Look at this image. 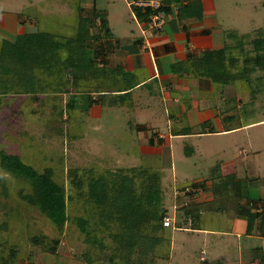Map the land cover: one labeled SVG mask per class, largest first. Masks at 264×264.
I'll return each instance as SVG.
<instances>
[{"label":"crops","instance_id":"obj_1","mask_svg":"<svg viewBox=\"0 0 264 264\" xmlns=\"http://www.w3.org/2000/svg\"><path fill=\"white\" fill-rule=\"evenodd\" d=\"M225 1L161 0L168 9L161 31H145V20L129 0L66 1L70 12L84 8L107 20L109 35L101 33L85 52L92 58L97 51L100 75L95 82L105 86L99 91L106 94L88 106L75 97L83 92L68 90L60 93L67 97L60 106L66 111L82 108L83 122H101L107 107L124 109L128 139L141 162L132 166L162 172V183L169 187L165 205L171 225L165 228L167 252L154 264H264V115L237 116L235 108L249 111L256 97L251 100L249 91L241 101L228 103L232 85L222 87L200 76L194 66L202 51L229 43L228 33L264 28L254 22L248 25L253 29L241 32L223 26ZM253 2L264 5V0ZM24 12L0 8V44L38 30ZM90 28L98 32L99 20ZM252 128L257 129L253 134ZM187 204L193 212L185 215ZM35 251L34 264H88L77 259L79 252L74 256L58 247Z\"/></svg>","mask_w":264,"mask_h":264},{"label":"trees","instance_id":"obj_2","mask_svg":"<svg viewBox=\"0 0 264 264\" xmlns=\"http://www.w3.org/2000/svg\"><path fill=\"white\" fill-rule=\"evenodd\" d=\"M135 10L141 20H147L149 9ZM162 10L168 12L163 2ZM21 15H27L28 22L39 26L36 19L39 13L29 15L24 12ZM96 19L99 20V28L94 33L90 27ZM101 33L109 35L106 18L99 12L91 13L90 10L78 8L71 34L39 27L35 33L20 35L12 42L2 41L0 106L1 99L10 94L34 95L32 98L35 100L39 93L60 94L73 89L83 92V96L75 97L83 99L88 106L103 99L106 93L104 89L101 90L103 92L99 91L101 85L95 82L100 75L95 65L97 51L92 58H87L85 53L93 42L99 41ZM228 36H238V42L231 45L226 43L220 49L202 51L197 55L194 66L200 76L222 87L233 85L239 79L248 87L251 98L252 74L256 70H264V28L241 34L234 31ZM247 44L251 47L247 48ZM233 47L237 48L236 52ZM67 74L71 77L68 78ZM104 75L108 77V72ZM256 78L260 81L258 91L253 93L255 97L264 91L261 84L264 78ZM94 94L97 95L95 98ZM219 94L224 97V89H220ZM225 98L228 103L235 100L229 96ZM78 108L63 109L64 114L74 117L82 110ZM60 120L62 117H59ZM0 167L3 174L11 175L16 182L28 186L29 189L17 190L18 198L38 210L59 230L73 218L68 212L65 187L54 179L50 166L36 170L20 155L0 149ZM73 170L71 172H75ZM74 177L72 182L79 189L77 197L82 199V207L84 203L90 207L89 214L84 208L82 214L85 215L76 216L71 221L77 224L85 244L82 252L77 254L78 260L88 264H154L156 258L165 255L169 239L162 222L168 209L160 170L140 165L109 169L98 174L91 171L85 175V179ZM10 184L5 177H0V197L5 200L12 198ZM194 187L200 186L196 183ZM77 200L70 197V203L75 204ZM0 205L7 210L10 208L7 201L1 204V198ZM191 206H184L185 215L193 212ZM59 242L60 239H50L44 234H32L24 243L17 240L5 244L0 238V264H34L35 249L54 252Z\"/></svg>","mask_w":264,"mask_h":264},{"label":"rangeland","instance_id":"obj_3","mask_svg":"<svg viewBox=\"0 0 264 264\" xmlns=\"http://www.w3.org/2000/svg\"><path fill=\"white\" fill-rule=\"evenodd\" d=\"M43 1L46 0H0V8L25 10L29 15L39 13L40 16L36 18L39 23V26H36L37 29L40 27L49 31L71 34L74 31L76 12H70L67 9L69 6L67 0L39 4ZM253 1L257 0H226L224 2L226 8L221 18L223 26L229 29L236 27L241 32L240 29H247L246 31L253 29L254 27L248 26L250 23L254 22L258 25L264 23V5ZM246 15L250 19L245 20ZM241 26L244 28H239ZM244 30L242 32H246ZM237 38L239 39L238 36L229 37V40L231 39L229 45L236 44ZM246 47L250 48L251 45L247 44ZM233 49L236 52L237 48L233 47ZM256 76L263 79L264 70H256L252 74L250 88L253 93L258 89L260 81L255 79ZM67 77L70 78L71 75L67 74ZM263 80L262 85H264ZM244 85L236 79L228 96L235 99L234 101L238 99L241 101L249 90ZM253 93H251V100L255 98ZM33 96L10 94L1 99L0 149L20 155L36 170L40 171L50 166L54 171V179L65 187L70 217L85 215V213L82 214V209L85 208L88 212L90 207H87L85 203L84 208L82 207V199L77 197L79 189L72 182L74 176L85 179V175L90 174L91 171L98 174L109 169L117 170L115 162L118 163L116 167L141 164L138 149L133 150L132 141L128 139L130 135L125 124L127 115L124 109L107 107L101 122L91 118L83 122L82 110H79L80 112L74 117L69 115L64 117V110L60 104L67 100L66 95L51 92L39 93L35 100ZM263 104L264 92H260L256 95L254 108H248L249 111H247L246 108L236 107L235 110L238 111L237 116L247 113L250 118H257L264 115ZM59 117H62V120L59 121ZM257 129L260 130L259 127ZM257 129L252 128L250 132L253 134ZM88 168H91L90 172ZM73 169L75 172H71L74 171ZM0 177H5L7 183H12L10 184L12 198L5 200L0 197L1 204L7 201L10 207L7 210L0 205V238L5 244L15 243L17 240L24 243L32 234H44L50 239H60L56 248L62 250V253L73 252L75 256L77 252H82L85 246L82 240L83 235L80 234L75 221L71 222L73 218L59 230L38 210L18 198L17 190L29 189L27 185L16 182L11 175L3 174L1 167ZM162 187L167 193L169 189L167 182L162 183ZM70 197L78 199L75 204L70 203Z\"/></svg>","mask_w":264,"mask_h":264},{"label":"built area","instance_id":"obj_4","mask_svg":"<svg viewBox=\"0 0 264 264\" xmlns=\"http://www.w3.org/2000/svg\"><path fill=\"white\" fill-rule=\"evenodd\" d=\"M129 4L138 9H142L143 11L146 9L150 10L147 20L144 24V30L150 31H161L164 29L166 24V14L162 10V2L161 0H129ZM190 188H185L184 192H189ZM176 194H179L178 191ZM162 224L166 227L171 225V220L169 216H165L163 218Z\"/></svg>","mask_w":264,"mask_h":264}]
</instances>
